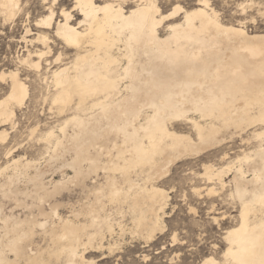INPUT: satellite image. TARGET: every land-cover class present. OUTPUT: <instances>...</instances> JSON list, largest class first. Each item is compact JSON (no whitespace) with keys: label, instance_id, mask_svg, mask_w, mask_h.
<instances>
[{"label":"bare ground","instance_id":"obj_1","mask_svg":"<svg viewBox=\"0 0 264 264\" xmlns=\"http://www.w3.org/2000/svg\"><path fill=\"white\" fill-rule=\"evenodd\" d=\"M72 1L81 17L76 24L64 9L56 20L52 6L35 24L53 27L71 55L57 52L55 67L36 90L58 113L38 135L43 166L11 157L0 170V264H96L86 255L104 250L106 236L121 228L112 216L124 213L132 233L150 238L160 228L166 198L158 183L175 163L190 159L201 164L207 182L224 187L228 178V195L239 208L236 222L223 231L219 258L196 264H264V32L223 23L208 0L189 10L176 4L164 15L157 0H138L127 11L125 0ZM18 3L0 0L4 22L17 15ZM35 41L42 48L27 51L19 64L38 73L51 50L47 35L38 33ZM0 82L7 86L0 97L3 145L16 111L35 92L18 69L1 72ZM49 170L61 178L47 186ZM75 187L86 200L61 217L55 197ZM8 204L13 207L6 211ZM37 230L50 245L32 251Z\"/></svg>","mask_w":264,"mask_h":264},{"label":"rangeland","instance_id":"obj_2","mask_svg":"<svg viewBox=\"0 0 264 264\" xmlns=\"http://www.w3.org/2000/svg\"><path fill=\"white\" fill-rule=\"evenodd\" d=\"M18 1L19 11L16 12L17 15L15 14L13 19L4 22L3 18L0 17V73H8L18 69L21 75H28L27 85L29 90L35 94L34 97L31 96L26 101L22 111H16V126L14 129L8 130V144L6 142L0 145V170L10 165L11 159L16 157H23L24 162L33 161L37 166H43L44 160L41 152L44 145L39 141L38 135L47 127L54 125L58 119L57 109L48 101L44 102L43 98L40 99L36 92L40 87H43L40 79L47 76L49 71L55 67L53 61L58 53L62 52L65 59L70 57L71 53L55 37L53 27L46 30L36 26V22L48 13L50 6L55 11L56 20H62L60 17L61 9L72 11L73 24L81 20L77 11H73L74 1L72 0H63L59 5H52L51 1L46 2L45 0ZM125 1L126 4H123L125 11L139 2L138 0ZM208 1L210 8L214 9L223 23L234 25L241 23L249 34L264 32V0ZM196 3L197 0H180L177 2L174 0H157V5L163 15L170 12L176 4L183 10H189ZM181 17L182 15H178L175 20ZM166 24L167 22H164L158 28L160 36L165 35ZM27 30L30 32L26 35L25 31ZM38 33L47 35V44L51 53L41 60V67L37 73L27 67H21L19 59L25 58L27 51L42 48V44L35 41ZM21 37H25L32 43H25ZM6 93L7 86L0 82V97ZM65 114L67 113L63 115ZM63 115L60 116L63 117ZM32 129H35L33 134L30 133ZM239 144L240 142L236 141L234 147L239 146ZM9 147L11 154L6 155ZM234 151H238V149L235 148L229 154L232 155ZM208 153L213 154V151ZM211 163L217 164L218 162L212 161ZM53 171L49 170L45 173L47 176L44 175L43 183L46 185L51 180L53 182L60 180V174ZM203 173L201 164L199 165L195 160L190 159L175 163L171 167L169 175L158 183V186L166 193L162 210L159 211L160 228L154 231L150 238L145 235H135L131 232L132 222L128 213H124L123 218L113 215L112 217L117 218V221H121V228L115 227L114 233L111 236H106L102 252L87 254L86 258L94 259L96 264H196L203 257L209 255H215L219 258L220 253L225 248L222 240L223 231L236 222L239 210L238 202L228 195V178H224V187H221L217 180L207 182ZM99 180L98 182L101 183L102 180ZM89 183L87 186L91 187ZM211 188L214 189V192L209 194L208 190ZM71 189L55 197L57 202L61 204L57 209L58 214L64 218L70 215L71 209L79 208L87 196L78 187ZM194 189H198L199 194L195 193ZM47 204H44V209L48 208ZM12 207L8 204L6 211ZM111 213L113 214L112 210ZM223 213L226 214L223 217L220 216ZM14 214L24 217L21 210H16ZM213 216L219 219L221 226L212 223ZM39 233L40 231L37 230L36 236L34 235L35 240L33 237L29 243V247L32 246L30 247L32 251L45 250L47 245H50ZM37 234L39 235L37 236ZM107 244L111 249H108ZM52 264L55 262L53 261Z\"/></svg>","mask_w":264,"mask_h":264}]
</instances>
